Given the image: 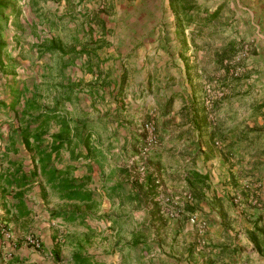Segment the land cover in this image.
Here are the masks:
<instances>
[{
	"label": "crops",
	"instance_id": "crops-1",
	"mask_svg": "<svg viewBox=\"0 0 264 264\" xmlns=\"http://www.w3.org/2000/svg\"><path fill=\"white\" fill-rule=\"evenodd\" d=\"M184 1L18 0L19 14L3 18L8 60L17 58L11 52L21 49L26 32L32 35L37 77L19 87L27 84L42 104L57 110L44 134L48 152L62 130L59 118L66 120L61 140L71 142L51 151L46 168L67 172L91 191L92 200L60 199L49 186L43 193L42 178L7 194L0 199V220L8 225L0 236V264H72L77 253L98 264H264L249 212L264 217V0ZM40 29L54 44L44 53L31 32ZM62 30L69 39L60 36ZM233 42L234 51L246 48L239 75L224 58ZM65 93L56 105L54 98ZM208 94L214 97L210 113ZM147 121L155 124L160 143L143 158L145 178L153 182L136 185ZM18 146L8 158H23L27 170L32 154L20 140ZM196 175L206 178L197 182ZM18 191L30 209L24 216L10 209ZM230 195L243 216L224 209ZM154 205L161 209L150 223ZM52 211L83 217L70 221ZM192 212L206 219L205 232L189 221ZM146 219L149 228L139 235ZM30 233L40 238V248L25 243ZM11 256L17 259L9 261Z\"/></svg>",
	"mask_w": 264,
	"mask_h": 264
},
{
	"label": "trees",
	"instance_id": "trees-1",
	"mask_svg": "<svg viewBox=\"0 0 264 264\" xmlns=\"http://www.w3.org/2000/svg\"><path fill=\"white\" fill-rule=\"evenodd\" d=\"M189 1H184L183 6H188ZM9 9L11 10L10 14L17 15L20 12L21 5L18 0H0V69L2 71L8 70V63H11L8 60L2 59L3 53L8 55L7 52L8 45L6 41L2 40L1 32L3 30V18L8 15ZM187 19H189L187 17ZM33 35H36L39 40L36 43V48L40 53H44L53 48V42H49L47 37L41 36L38 31H31ZM51 44V45H50ZM234 42L230 43L225 51H229L228 54L224 56V58L232 59L233 56L237 54L238 51H234ZM236 50V49H235ZM223 62V60H219V63ZM10 93L12 94V98L9 104H6L3 101H0V110L8 107L9 110L12 111V115L8 117V132L7 138H4L3 132L0 129V158H6V163L0 166V199L6 200V195L10 194L15 189H24L34 182L38 181L40 178L44 180V188L42 190L45 193V186L51 187L54 190L60 199L66 200H78V201H86L90 202L92 200V193L88 189L84 188L82 184L75 183L73 179H69L67 176V172H63L62 169L54 168L47 169L45 163L50 160L51 151L58 152V150L63 146L65 142L69 144L71 141L67 139V141L61 140L62 132H67V128L65 127L66 120L62 116L59 118V122L61 124L62 130L56 136L53 137L55 140L52 142L51 150L48 152L45 145H43L45 137L44 134L47 131V128L50 124V121L56 117V109H49L44 104H42L41 94L38 95L34 90L32 93L31 90L27 86V84H23L22 87L10 85L8 87ZM28 92V94H27ZM68 93L63 95H59L54 98L55 104L62 103L64 98H67ZM22 101V102H21ZM7 110V112H9ZM206 113V112H205ZM18 120L17 126L14 125V120ZM66 128V129H65ZM254 133L255 130H250L248 133ZM16 136V137H15ZM60 140H56V139ZM260 140V138L258 137ZM18 140L22 145L23 151L31 153V162L32 166L29 169H25L23 158L21 159H11L8 158V154L10 152L17 153L20 150L18 146ZM87 141L85 140V143ZM230 147L234 146V143H228ZM252 145H255V141H253ZM264 147V145H263ZM36 156L38 157L36 159ZM39 167V171H38ZM69 166H67L68 168ZM262 176V174H261ZM206 178L204 176H195L194 180L197 182H202L203 179ZM147 183L153 182L149 178L143 179ZM142 181V182H143ZM134 184L142 185L139 182L138 177L133 179ZM16 195V200L11 203V208L17 209L19 214L27 215L30 212V209L26 206L24 200L21 198V192L18 191L14 193ZM13 195V197H15ZM259 202V201H258ZM264 206V202H259V208ZM88 207H92L88 205ZM188 208H191L187 206ZM10 209H6V214L10 212ZM161 209L160 206L154 205L148 212L151 214L150 223L154 220V215L156 212H159ZM151 211V212H150ZM55 217H64L67 220L74 221L78 219H82L83 215L79 212L75 211H52L51 213ZM261 215H257L255 217V222L252 227V239L256 243L258 249L264 250V227L259 226L258 221L261 220ZM114 222L121 223L123 222V218L118 217L117 219L112 217ZM149 220V219H148ZM146 221H142L139 226V235L143 234L148 228L149 225L146 224ZM1 225L7 229V222L5 224L0 220V236L2 235V227ZM148 225V228L146 227ZM136 236V235H135ZM134 236V237H135ZM136 243L140 242L139 236H136ZM53 256L56 261L60 260L59 253L57 251H53ZM16 257L11 256L9 261L16 260ZM70 262L72 264H98L97 262H92L91 258L87 255L74 254Z\"/></svg>",
	"mask_w": 264,
	"mask_h": 264
},
{
	"label": "rangeland",
	"instance_id": "rangeland-1",
	"mask_svg": "<svg viewBox=\"0 0 264 264\" xmlns=\"http://www.w3.org/2000/svg\"><path fill=\"white\" fill-rule=\"evenodd\" d=\"M30 3V2H29ZM11 10L9 9L8 13L10 14ZM47 32V31H46ZM114 32V31H113ZM118 32H122V31H118ZM44 33V31L42 29H40L39 34L42 35ZM27 35H25L22 38V46L21 49H16L12 51L11 48H13V46H10V50L12 51L11 54H18L17 58L14 60H11V63H8V70L6 71H2V69H0V99L4 100L5 102L9 103V101L12 98V94L10 93L8 87L9 85H14V86H18L21 85L24 82H29V86H31V81L33 80L34 77L36 76V72H37V64L33 62V60L35 59V53L34 51L31 50L30 48V43H31V39H32V35L26 32ZM69 33H65L64 30L60 31V36L62 38H64L66 40V38H68ZM69 39V38H68ZM10 53V52H9ZM239 53V51L237 52ZM2 58H4V60H8L7 55L3 54ZM25 59V60H24ZM10 61V60H8ZM242 61L239 64L233 63L234 66H241L242 65ZM43 69V67H41ZM41 72V70H40ZM16 77H15V76ZM14 76V77H13ZM7 79V80H6ZM211 80V79H209ZM6 83V84H5ZM8 83V84H7ZM209 82L205 81L204 85H208ZM206 87V86H205ZM211 87V85H210ZM28 94V92H27ZM213 95V94H211ZM9 115L8 112H4L3 110H0V129L2 130L3 133H5V129L7 128V119H8ZM231 198H233L231 195L230 197H228L224 203H223V207L224 209H226L227 213H230L229 215H236L239 217V215L243 216V210L241 209L242 205L239 202H235L234 200H231ZM50 202L52 201V198H49ZM57 200L56 197L55 199L53 198V201ZM242 204H246L243 203ZM236 206H238L236 208ZM69 208L71 209H77L78 205H69ZM249 212H252L250 214V216L252 217H256L257 215H261L258 213V211L256 209L251 210ZM247 212V214L249 213ZM257 213V214H256ZM260 223L259 226H263L264 227V217L261 218V220L259 221ZM91 223L94 224L95 221L91 220ZM244 223V222H243ZM239 223L241 228H244L245 225L244 224ZM240 230V229H239ZM238 230V231H239ZM97 239H93L92 241H96Z\"/></svg>",
	"mask_w": 264,
	"mask_h": 264
},
{
	"label": "built area",
	"instance_id": "built-area-1",
	"mask_svg": "<svg viewBox=\"0 0 264 264\" xmlns=\"http://www.w3.org/2000/svg\"><path fill=\"white\" fill-rule=\"evenodd\" d=\"M245 50L246 48L242 49L239 53H237L235 56H233V58L230 60V62L232 61V63H236L239 64L241 61H243L244 56H245ZM242 71V66H237L234 69L233 74L234 75H239V73ZM206 87H210V84H208ZM213 95L208 94L206 95V98L204 99V104H205V108L206 110L209 111V113L212 111L213 108ZM141 131L144 133V138H143V142L142 145L138 148V157H141V161L139 162V166L137 168V173L138 175V180L142 181L145 177V164H144V159L146 156H148L151 152H153L156 147L159 146L160 143V136L159 133L157 131V128L155 126V124L152 121H147L144 122L141 126ZM218 145L221 146V142L217 143ZM185 198H186V202H190L192 200V196L189 192L185 193ZM166 202V200H165ZM171 207H169L167 204H164L162 206V210L163 211H169ZM171 214H173V211L170 212ZM189 221L192 224H196L199 228V231L201 233L205 232L206 228H207V221L205 218H201L198 213L196 212H192L190 213L189 216ZM2 230L4 231V227L1 225ZM24 241L27 245L38 249L41 246V240L39 237L35 236L34 234H27L24 237Z\"/></svg>",
	"mask_w": 264,
	"mask_h": 264
}]
</instances>
